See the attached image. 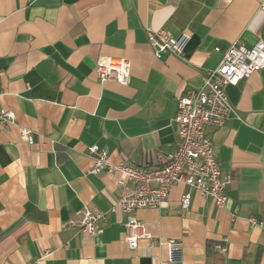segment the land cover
Segmentation results:
<instances>
[{"label":"crops","instance_id":"crops-1","mask_svg":"<svg viewBox=\"0 0 264 264\" xmlns=\"http://www.w3.org/2000/svg\"><path fill=\"white\" fill-rule=\"evenodd\" d=\"M263 2L0 0V109L17 118L0 132V264H160L158 242L170 238L184 244L179 264H264V225L250 224L264 218V69L227 88L234 112L206 129L230 178L227 205L174 186L161 207L136 212L151 235L136 251L125 241L127 214L114 210L119 173L90 174L87 154L97 145L113 165L164 166L177 148L178 99L230 46L264 41ZM157 30L190 34L183 55L157 58L148 40ZM102 58L130 62L129 84L101 82ZM86 207L105 214L101 234L77 226ZM224 239L227 253L215 251Z\"/></svg>","mask_w":264,"mask_h":264},{"label":"built area","instance_id":"built-area-1","mask_svg":"<svg viewBox=\"0 0 264 264\" xmlns=\"http://www.w3.org/2000/svg\"><path fill=\"white\" fill-rule=\"evenodd\" d=\"M264 10V2L261 5ZM149 45L157 58L162 53L182 56L191 40L188 33L175 38L166 30L148 32ZM220 51V49H216ZM264 69V41L258 40L248 48L243 44H233L223 54L219 66L208 72L202 86L186 91L178 99L174 125L177 135V148L168 156V162L159 168L143 169L128 162L113 165L109 161L110 152L97 145L88 148V156L93 165L90 174L119 173L117 187L120 194L114 210L119 209L128 216L126 223V243L131 251H136L138 243L150 239L145 222L138 219L136 212L142 209L161 207L168 199L174 186L183 184L200 192L203 197L214 199L217 209L228 203L226 186L230 178L222 173L220 163L213 150L212 138L206 129L209 125L220 128L230 119L234 109L227 95L229 86H237L254 73ZM97 74L101 82L113 81L128 85L131 77V64L125 59L102 58L97 62ZM17 125L13 111L0 109V132L7 133ZM21 137L33 145L34 132L21 127ZM192 197L190 192L182 195L180 209L189 212ZM105 214L85 208L77 226L89 236L101 234L99 222ZM251 226L264 225V218L250 219ZM227 240L215 245V251L227 253ZM167 250V256L160 264H179L183 259L184 244L180 239L170 238L159 241ZM154 242H151L153 246Z\"/></svg>","mask_w":264,"mask_h":264}]
</instances>
